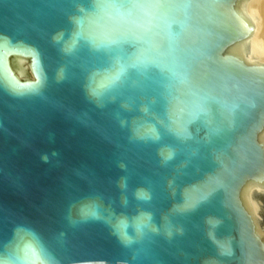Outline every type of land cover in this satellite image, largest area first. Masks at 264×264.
<instances>
[{"label":"water","instance_id":"1","mask_svg":"<svg viewBox=\"0 0 264 264\" xmlns=\"http://www.w3.org/2000/svg\"><path fill=\"white\" fill-rule=\"evenodd\" d=\"M239 1L0 0V260L264 264L239 200L264 171V72L229 54L250 30ZM91 198L155 231L125 247L70 226Z\"/></svg>","mask_w":264,"mask_h":264},{"label":"bare ground","instance_id":"2","mask_svg":"<svg viewBox=\"0 0 264 264\" xmlns=\"http://www.w3.org/2000/svg\"><path fill=\"white\" fill-rule=\"evenodd\" d=\"M234 13L250 24V30L243 40L233 45L229 54L237 61L264 72V0H240L234 9ZM21 68L14 75L21 77L28 67L26 63H20ZM258 142L264 149V128L258 136ZM264 195V171L257 179L248 181L241 189L239 200L250 216L254 231L264 246V208L261 196Z\"/></svg>","mask_w":264,"mask_h":264},{"label":"clouds","instance_id":"3","mask_svg":"<svg viewBox=\"0 0 264 264\" xmlns=\"http://www.w3.org/2000/svg\"><path fill=\"white\" fill-rule=\"evenodd\" d=\"M159 69L161 75L168 72L174 74V69L163 65H154ZM127 76L130 80H148L149 82H155L149 75V66L143 64L130 65ZM121 187H126V183H122ZM137 200L147 201L150 197L144 189H138L135 193ZM106 210L104 205L99 199L91 198L84 199L78 203H74L69 207L68 215L66 217L68 223L72 227H76L80 224H87L89 222H104L112 230V234L120 241L125 247L135 243V239L132 235H129V229L135 233L136 237H142L145 233V229L155 231V227L151 225V214L147 212H141L131 220L125 215H117L115 212L110 213V218H105L103 211ZM0 264H5V261L0 260ZM37 264H49L48 261L40 260Z\"/></svg>","mask_w":264,"mask_h":264},{"label":"rangeland","instance_id":"4","mask_svg":"<svg viewBox=\"0 0 264 264\" xmlns=\"http://www.w3.org/2000/svg\"><path fill=\"white\" fill-rule=\"evenodd\" d=\"M28 67L23 68L25 70V72L23 73L21 80H30L33 79V76L31 74L30 71V64L26 63ZM14 70L16 71V66H13ZM17 68L20 69L21 68V64L17 65ZM261 201L263 203V208H264V195L261 196Z\"/></svg>","mask_w":264,"mask_h":264}]
</instances>
